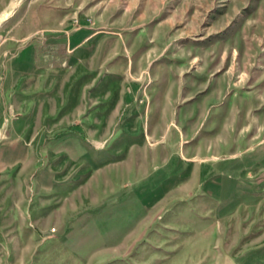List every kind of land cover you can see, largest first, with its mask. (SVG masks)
Returning a JSON list of instances; mask_svg holds the SVG:
<instances>
[{
  "label": "rangeland",
  "instance_id": "1",
  "mask_svg": "<svg viewBox=\"0 0 264 264\" xmlns=\"http://www.w3.org/2000/svg\"><path fill=\"white\" fill-rule=\"evenodd\" d=\"M11 3L19 34L36 28L32 38L48 54L23 81L36 88L11 90L10 74L3 126L38 133L32 145L55 171L56 209L39 241L32 175L0 172V264H264V0ZM0 34L4 69L31 37ZM148 44L160 53L135 72L125 57ZM100 55L116 56L103 64ZM191 55L201 56L200 67ZM69 56L70 64L62 59ZM188 65L180 90L199 91L182 115L200 123L167 132L191 141L129 166L145 130L146 93L152 118V103ZM66 110L70 124L60 118ZM150 141L160 147V138Z\"/></svg>",
  "mask_w": 264,
  "mask_h": 264
},
{
  "label": "crops",
  "instance_id": "2",
  "mask_svg": "<svg viewBox=\"0 0 264 264\" xmlns=\"http://www.w3.org/2000/svg\"><path fill=\"white\" fill-rule=\"evenodd\" d=\"M16 7L13 8V4L11 3V0H0V32L6 31L11 29L12 33L18 32L16 34L17 38L24 39L26 37L28 40L24 39L20 42L19 47H22V50L19 51V49L15 52H11L10 55H12L11 60L6 68H0V172L8 171L10 168H16V172L24 174L27 173L29 175H32V185H33V197H32V216L37 222V231L39 235V241H45L49 234V228L55 224V205L54 207L51 206V200H53V197L51 196V189H52V183L53 180V174L55 171L52 169V167L48 164H42L41 161L38 159L34 145H32V140H34L38 133L30 132L28 134H24L25 127L21 128H15L12 127V129L8 130L5 129L3 124L6 119L4 116V100L9 98L10 94L12 93L9 91L11 79L10 74L16 73L17 77V83L14 85L13 89L15 90V86L17 87V90L20 89V91L26 92L27 89H30L32 86L36 88V85L34 83L31 84H25L23 81L26 80V75L32 74L31 70L33 69L35 71V61L42 56H46L48 53L46 51H43L42 53L40 50V43L38 42V39L35 40V38H32L33 35L31 33L33 31H36V28H28L27 31L23 32L22 34H19L21 28L23 27L19 19H16L15 21H11V17L13 16ZM30 29V30H29ZM49 31V27H45ZM1 36V34H0ZM13 34L8 35L9 38H12ZM50 38V36H48ZM48 38V39H49ZM7 39V36L1 37V51L4 49V45H2V42ZM44 40H47V35L44 36ZM152 44H148L144 50H141V52L138 53V55H126L125 60H127V64H129V68L133 69L135 72H141L148 69V64H150V61L153 60L160 52L156 51L154 52L152 49ZM161 51V50H160ZM87 55H82L79 59H84ZM99 55H97L98 57ZM116 55H100V58L103 61V64L107 60H111V58L115 57ZM133 56V59L131 58ZM193 56L191 59L192 63L195 65L194 67H200V62H195V59H200L201 56L198 55H191ZM224 56V55H222ZM231 58H233V55H230ZM64 59L68 64H70L71 57H65ZM99 59V58H97ZM68 60V61H67ZM130 61V63H129ZM63 63V62H62ZM126 65V64H125ZM191 65H188L186 68L182 69H176V75L178 76V86H175L174 80L171 81V84L165 87L164 92V100L153 102L152 106H154V109L156 112L154 113V117L149 118V110L151 107V102L148 103V93H146L145 97V103L143 107V124L145 125L144 133L139 134V142L136 144V151L135 156L132 160L129 162V166L135 165V164H145L148 165L150 161V156L153 157L156 154H158V149L163 150L164 152H167L168 149L171 150H177L178 146L182 143L190 142L192 137L189 138H183V133L178 132L177 134L170 135L167 131L171 130H177L178 124L183 123H200V121H197L198 115H196V119L193 116L188 115H182L184 113V109L188 108L189 106L192 108L193 106L190 105V102L193 100V98H196L199 89L192 90V86L187 87L186 89L180 90V77L183 76L184 70L190 68ZM192 67V68H194ZM209 70V69H208ZM213 72V71H212ZM210 71V74L212 73ZM34 73V72H33ZM35 74V73H34ZM12 86V85H11ZM65 85H63V88ZM201 88V87H200ZM37 90V89H36ZM182 92L180 96L174 97L170 94L173 92ZM63 92V89L62 91ZM165 92L167 93L165 95ZM166 96V97H165ZM43 98H40L39 101L41 102ZM219 99V98H218ZM216 98V103L217 100ZM214 100L208 101V102H200L201 107L203 109H208L209 106L213 105ZM74 107L71 106L70 109L72 110ZM181 107V108H180ZM71 110H66L62 115L60 116L61 119L65 118V123L70 124L73 121L71 120L70 116H67V113ZM54 112H51L53 114ZM167 113H170L167 114ZM68 118H67V117ZM225 115L221 120L219 121L220 124L226 123L225 121ZM59 119V118H58ZM60 119V120H61ZM227 120V119H226ZM137 122H140L139 119H136ZM146 121V122H145ZM64 122V121H63ZM170 125H174L176 128L171 127ZM93 133H88L85 137H88L90 140L97 142V138L92 137ZM180 136V137H179ZM160 138V147H153L151 146L152 141H157ZM181 138V139H180ZM190 139V141H186ZM150 144V145H149ZM162 152V151H160ZM184 153L181 151V154ZM189 160L194 159L193 156L188 157ZM199 165H194V167H198ZM194 179H196L194 177ZM231 187L232 184H231ZM18 203H20L18 201ZM23 251H24V245H23ZM24 262V261H23Z\"/></svg>",
  "mask_w": 264,
  "mask_h": 264
}]
</instances>
